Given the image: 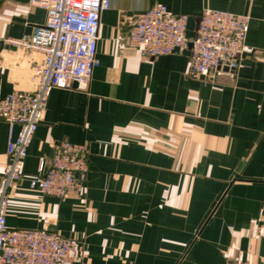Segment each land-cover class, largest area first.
Listing matches in <instances>:
<instances>
[{"label":"crops","instance_id":"crops-1","mask_svg":"<svg viewBox=\"0 0 264 264\" xmlns=\"http://www.w3.org/2000/svg\"><path fill=\"white\" fill-rule=\"evenodd\" d=\"M109 1L89 92L50 91L10 193L8 228L78 241L76 264H264V0ZM156 4L189 16V38L205 9L250 16L251 52L235 72L198 78L190 50L142 57L127 43L130 22ZM46 21L30 0H0V99L31 91L43 61L7 40ZM64 140L90 149L85 189L43 195L29 179ZM8 142L0 120V183Z\"/></svg>","mask_w":264,"mask_h":264},{"label":"built area","instance_id":"built-area-1","mask_svg":"<svg viewBox=\"0 0 264 264\" xmlns=\"http://www.w3.org/2000/svg\"><path fill=\"white\" fill-rule=\"evenodd\" d=\"M47 12L44 26L32 35L10 38L8 43L27 52H40L43 61L31 75V91L14 90L0 99V120L9 126L7 160L0 183V264H76L84 259L76 240L38 229L12 230L7 225L11 191L23 180L21 167L43 121L53 88L88 93L91 78L100 65L98 41L101 16L109 0H30ZM251 17L205 9L193 38L187 35L189 16L173 14L156 4L130 22L129 47L142 57L159 58L191 51L189 75L208 77L223 70L235 72L243 56ZM87 144L64 140L50 167L40 164V175L29 179L32 189L46 196L80 195L90 170ZM229 264H242L231 262Z\"/></svg>","mask_w":264,"mask_h":264},{"label":"water","instance_id":"water-1","mask_svg":"<svg viewBox=\"0 0 264 264\" xmlns=\"http://www.w3.org/2000/svg\"><path fill=\"white\" fill-rule=\"evenodd\" d=\"M224 70H228L227 68H225Z\"/></svg>","mask_w":264,"mask_h":264}]
</instances>
